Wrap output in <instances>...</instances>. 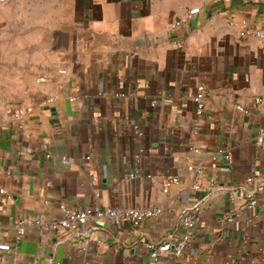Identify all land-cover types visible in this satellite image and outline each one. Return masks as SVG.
I'll return each instance as SVG.
<instances>
[{
  "label": "crops",
  "instance_id": "1",
  "mask_svg": "<svg viewBox=\"0 0 264 264\" xmlns=\"http://www.w3.org/2000/svg\"><path fill=\"white\" fill-rule=\"evenodd\" d=\"M5 2L37 19L22 32L0 26V37L39 40L23 63L36 77L0 102V236L10 241L22 219L56 220L62 207L162 212L139 226H91L83 241L30 227L0 264H264V208H246L247 192L264 190V38L239 34L242 21L264 32V0ZM27 106L21 124L13 113ZM221 148L230 163L211 159ZM170 177L179 183L165 194ZM194 206L182 258L154 260L147 244L176 243Z\"/></svg>",
  "mask_w": 264,
  "mask_h": 264
},
{
  "label": "built area",
  "instance_id": "2",
  "mask_svg": "<svg viewBox=\"0 0 264 264\" xmlns=\"http://www.w3.org/2000/svg\"><path fill=\"white\" fill-rule=\"evenodd\" d=\"M6 0H0V4L4 3ZM199 13V9H193L188 14V19H192L194 15ZM183 24L182 21H178L175 23L174 27H181ZM237 22L235 20H231L230 26H236ZM241 28L239 34L242 38L249 37H257L264 38V32L255 30L249 27L246 21L241 22ZM65 73V71H63ZM43 81V79H40ZM206 95V88L204 86L198 87L197 95L194 98V102L197 105H200L204 100ZM56 98H49L45 103V105H54L56 103ZM166 102H171L167 100ZM262 103L261 98H256L254 100L255 105H260ZM238 109L242 112L248 113L247 109L243 107H238ZM34 108L32 106L27 107H19L15 110L14 118L19 121L21 124L23 121L30 117L33 113ZM198 114H202V110H198ZM257 143H264V120L263 125L260 129L259 135L257 137ZM195 153H199L200 149L191 148ZM50 157V156H48ZM51 158V157H50ZM211 159L213 161L224 160L227 163H230L232 157L230 153L224 149H218L212 153ZM188 170L192 172L201 173L202 168L200 166L189 165ZM132 180H138L140 178L139 175L133 174L129 177ZM250 183H254L253 179L248 180ZM179 183V179L175 177L167 178L162 183V189L165 194L169 193L170 189ZM195 190L200 189L199 186H194ZM217 189V188H215ZM263 193L264 190L253 189L252 191L247 192V209L254 210L258 207L264 208V202H261L257 196V193ZM195 207V206H194ZM192 207L189 210H186L182 216V225L183 232L179 240L176 243H163L159 246H155L154 244H147L148 250L151 251V257L154 260H158L159 257L163 254H171L176 260H180L185 253L188 244L191 242L194 236V231L196 228V216L198 207ZM62 215L56 220L45 221L39 218L36 219H22L16 221L12 226L9 227L8 231L13 233V238L10 241L4 240L0 236V259L1 255L4 252H9L12 254H17L20 248L21 240L25 235L26 231L30 227H34L52 234L56 235H66L71 234L67 239L70 241L80 240L83 241L84 238L90 236V232L88 229L91 226L105 224L107 226L112 227H122L126 224L132 226H139L147 219L155 217L159 215L162 210L160 208L156 209H138V208H130V207H122V208H111V207H101V206H91L80 209H71L67 207H62ZM232 221V219H230ZM11 264H21L17 261H13Z\"/></svg>",
  "mask_w": 264,
  "mask_h": 264
},
{
  "label": "rangeland",
  "instance_id": "3",
  "mask_svg": "<svg viewBox=\"0 0 264 264\" xmlns=\"http://www.w3.org/2000/svg\"><path fill=\"white\" fill-rule=\"evenodd\" d=\"M0 17L4 19L0 22L2 29L21 32L26 20L37 19V17H23L21 13L17 14V11L9 7L6 2L0 4ZM38 40L24 36L0 37L1 103L12 104L14 99L22 96L23 90L30 80L36 77L35 73L27 66L23 68V63H30L33 60L32 49L37 47ZM17 50L19 51L17 52Z\"/></svg>",
  "mask_w": 264,
  "mask_h": 264
},
{
  "label": "water",
  "instance_id": "4",
  "mask_svg": "<svg viewBox=\"0 0 264 264\" xmlns=\"http://www.w3.org/2000/svg\"><path fill=\"white\" fill-rule=\"evenodd\" d=\"M258 185H259V184H255V187H254L255 192H256L257 189H258ZM66 241H70V240H69V239H66Z\"/></svg>",
  "mask_w": 264,
  "mask_h": 264
}]
</instances>
